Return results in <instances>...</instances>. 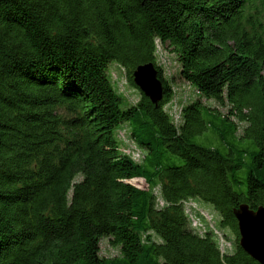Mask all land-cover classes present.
<instances>
[{
    "label": "trees",
    "instance_id": "1",
    "mask_svg": "<svg viewBox=\"0 0 264 264\" xmlns=\"http://www.w3.org/2000/svg\"><path fill=\"white\" fill-rule=\"evenodd\" d=\"M156 41L199 95L179 125L164 109L173 92ZM112 62L134 88L136 68L153 64L162 101L140 92L123 109ZM203 113L232 137L245 125L248 164L191 143L212 127ZM124 125L142 163L120 152ZM189 200L218 213L233 253L195 231ZM241 205L264 207V0H0V264H259L239 246ZM104 238L119 257L100 256Z\"/></svg>",
    "mask_w": 264,
    "mask_h": 264
},
{
    "label": "rangeland",
    "instance_id": "2",
    "mask_svg": "<svg viewBox=\"0 0 264 264\" xmlns=\"http://www.w3.org/2000/svg\"><path fill=\"white\" fill-rule=\"evenodd\" d=\"M156 63L163 69L164 76L170 83L173 92L172 100L165 105L164 109L172 117L173 121L179 125L181 122V106H187V104L198 100L199 95L189 84L183 82L179 78V65L176 56L172 53L170 48L165 45H161L158 41H156ZM107 75L111 82H113L117 94L122 97L123 109L136 105L140 99V91L137 87L136 89L131 85L125 70L118 63L112 62L108 66ZM201 102L208 107L216 108L221 114H225L226 112L225 109L219 107L214 101L201 99ZM202 116L206 123H211L212 127L208 126L207 129L200 135L194 136L191 139V143L202 148L217 150L222 155H226L228 153V148H231L234 151L243 152L245 153L243 159L248 164L250 162V155L254 151L255 147L250 141L240 140V135L245 125L239 124V129L236 135L232 137L230 134H227L228 124L222 123L218 116L216 119L209 113H203ZM215 128H218L222 133H226V145L222 144L220 141L217 135L218 131L215 130ZM120 136H124L127 140H129V144H127L128 147L125 148L124 146H121L120 152L127 156L126 153H128L130 149L133 160L137 163H142L143 159L141 160V154L144 155V153H142L138 146L133 142L128 125L122 126L120 131L116 133L118 140ZM120 142L122 145L124 144L121 140ZM173 160L176 165L182 164V160L179 158H174ZM241 175L245 176V171L241 172ZM131 184L140 189H148L147 184L143 179L132 180ZM154 194L157 195V206L162 207L164 203L158 196V189L154 190ZM183 207L185 212L191 217V225L195 231L199 234H202L207 230L213 231L216 235L221 252L223 254L233 253L236 245V237L229 228L220 226V217L210 205L198 200H189L187 202H183ZM154 240H156V238H154ZM100 256L103 258H117L120 256V253L117 248H114L109 244L108 239L104 238L100 242Z\"/></svg>",
    "mask_w": 264,
    "mask_h": 264
},
{
    "label": "water",
    "instance_id": "3",
    "mask_svg": "<svg viewBox=\"0 0 264 264\" xmlns=\"http://www.w3.org/2000/svg\"><path fill=\"white\" fill-rule=\"evenodd\" d=\"M134 85L154 105L164 96L162 82L153 64L138 66L132 74ZM238 224L239 246L259 264H264V207L250 210L241 205L235 212Z\"/></svg>",
    "mask_w": 264,
    "mask_h": 264
},
{
    "label": "bare ground",
    "instance_id": "4",
    "mask_svg": "<svg viewBox=\"0 0 264 264\" xmlns=\"http://www.w3.org/2000/svg\"><path fill=\"white\" fill-rule=\"evenodd\" d=\"M182 108H183V106H181ZM123 139V140H122ZM122 141L123 143H124V145H122V146H124L125 148H127L128 146H127V144H129L128 143V141L129 140H127L124 136L122 137V136H120V138H119V141ZM127 155H132V153L130 152V149H129V151H128V153H126Z\"/></svg>",
    "mask_w": 264,
    "mask_h": 264
}]
</instances>
